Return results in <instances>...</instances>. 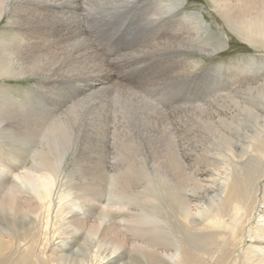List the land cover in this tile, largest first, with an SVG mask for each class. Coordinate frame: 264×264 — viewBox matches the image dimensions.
Instances as JSON below:
<instances>
[{"label": "bare ground", "instance_id": "obj_1", "mask_svg": "<svg viewBox=\"0 0 264 264\" xmlns=\"http://www.w3.org/2000/svg\"><path fill=\"white\" fill-rule=\"evenodd\" d=\"M140 1L142 0H109L107 3H111L112 6L127 8L128 5L133 7ZM209 1L214 3L219 15L241 36L264 47V0ZM76 5L79 6L76 0H0V23L5 18L11 20L10 22L14 24L17 33L0 37V56H4L6 61L11 60L12 55L15 53L44 56L66 52L74 59L100 60L102 62L100 72L103 74H95V77H93L92 72L72 75L46 72L41 64L29 63L28 66L19 67L15 73L18 77L31 75L32 73H42L43 81L38 82L37 87L30 88L29 95H31V99L33 91L46 82L44 79H53L52 77L55 79V76H63L75 78L76 81L82 83L84 80H92V78H99L107 74L108 70L105 68L104 60L94 51L90 42L81 35L77 28V18L73 15V8ZM106 5L107 8L108 4ZM103 11L105 13L106 10ZM156 18L158 20L171 19L170 36L163 43V50L168 53L182 54L186 46H189L185 45L188 38L192 42L196 41L198 30L201 29L199 18L193 14L186 15L185 19L176 20L174 13L168 14L167 9L166 14L158 15ZM190 30L194 31L193 39L190 38V33H192L189 32ZM204 42L205 45L210 44L207 41ZM144 48L146 49V47ZM152 49H154V46ZM148 50L146 51L149 52ZM130 53L128 52V54ZM250 59L253 63L258 62L253 56H250ZM262 62L264 65V61ZM187 64L188 68H192L190 67L192 62L187 61ZM8 65V63L3 65L2 75L10 72V69L7 68ZM188 68L187 70H190ZM87 76L89 78L83 79ZM153 80L155 81V79ZM261 80V83L256 84L255 82L253 87H247L238 94L225 95L226 98L224 97L220 103H217V111L206 110L207 113L202 124L204 131L198 132L194 140L180 138L176 142L170 152L174 158V166L169 169L166 163L155 161L152 167H142L140 169L141 178H138L136 173L123 172L124 169L117 163V158L113 159V167L111 165L110 167L108 164L109 154L106 151L102 157L103 163L101 162L100 168L96 170L100 172L102 179L108 178L109 190L115 196L116 201L120 203L118 208H111L109 204L104 205L102 204L104 198L87 193V189L80 180L71 178L67 170L68 161L74 158V153L71 151L74 137H76L74 127L82 121L84 111H86L90 101H78L72 107H68L66 111L80 113V117L72 115L68 119L62 117L66 111L62 115H55L58 114V111H48L39 109V107L16 104L18 108L23 110L28 109L54 114L55 116L39 130L40 141L45 142V147L38 145V147H41L39 150H36L38 147L32 150L33 157L31 159L34 165L31 168L17 172L0 169V209L5 213L0 215V264L192 263L190 262L194 254L192 250H189L188 254V251L183 248L184 246L182 247L178 243H171L169 248L164 246L162 249H157L156 245L160 244L161 237L150 239L156 246L152 247L148 244H143V246L129 243L128 241L132 238L130 237L127 241L121 233L119 223L127 215L135 216L134 211L139 212L138 216L133 217L135 223L153 222L155 220L154 215L150 216L147 209L160 212L159 208L154 206L157 200L167 202L166 204L161 203L166 208L178 210L180 217L175 218H179L180 221L177 226L178 228L181 226L184 231L186 229L190 230V233H200V235L205 233V235L209 234L210 236L211 233L206 232L211 231V228L216 230L223 226L226 229L229 227L227 234H232L231 240H227L225 237L226 239L215 245L220 253L219 258L215 259L216 252L208 255L207 252L201 250V254L203 253V256L209 258L210 262L213 261L214 264H225L224 260L226 259L222 257V254H225L228 258L230 257V252H226V249L223 250L224 245L228 244V251H234L243 239L251 241L252 238H263L264 240V219H261L262 217H258L255 221L252 220L253 222L248 221V219L247 222H243L245 217H242L243 214L229 216V219H227V213L224 209L225 203L237 208L238 190H241L244 186L236 179V168L239 166V169H241L242 167L244 171L243 161L249 156L250 150L263 154L262 163L259 159L258 162L259 166L261 165V170H263L262 177H264V79ZM77 86L78 89L83 88ZM94 87L101 88L102 82L95 83ZM44 94L49 95L48 93ZM42 97L41 99L45 101L49 100L45 99V96ZM36 103L38 101L34 102L35 105ZM118 107L120 109H114V113H112V133L116 131L118 117H124V113H120V111L126 109L122 105H118ZM65 108H67V104L62 110ZM197 108L195 106L186 111L180 109L177 114H171L170 110L166 112L171 118L173 116H185L190 112L186 115V118L192 121L194 112L191 111H203V109ZM130 111H134V113L140 111L138 113L140 125H144V121L148 119V113H144L142 109H130ZM243 113L250 115V120H247ZM175 126L181 128L179 124L175 123ZM6 129L7 125L0 121V133ZM22 130H26L24 136L31 142L29 128ZM21 131L16 130V133L19 134ZM8 132L9 135H12L14 130H8ZM198 172L204 173V176L209 174V178L216 175L219 181L220 178L223 180L216 187L214 184L210 186L211 184H205L202 182V178L196 176ZM252 177L256 176L252 175ZM218 179L216 180L218 181ZM90 181L93 183H96L95 181L99 182L97 179ZM242 181H245V179L242 178ZM253 184H251L252 189L255 186ZM103 188L105 187L103 186ZM252 189L251 191H255ZM125 204L126 215L124 214L125 216L121 217L123 213L119 214L118 210ZM192 208H195V212L192 211ZM240 212L242 213V210ZM156 214L158 215V213ZM117 216L120 217V220L117 219ZM129 217L125 220H129ZM130 222L132 221L130 220ZM243 225H248V232L245 235L239 230ZM123 227H125V224ZM224 227L222 229H225ZM194 236L196 235L194 234ZM219 246L221 247L219 248ZM259 247L256 248L255 245L251 250L248 248L242 250L243 260L245 259L247 264H264L263 245ZM131 249L132 253H130ZM134 250L135 253H133ZM13 257L15 258L10 259ZM194 261L193 263H195ZM196 263L199 264V260Z\"/></svg>", "mask_w": 264, "mask_h": 264}, {"label": "rangeland", "instance_id": "obj_2", "mask_svg": "<svg viewBox=\"0 0 264 264\" xmlns=\"http://www.w3.org/2000/svg\"><path fill=\"white\" fill-rule=\"evenodd\" d=\"M80 1L76 0L79 6L76 5L73 8V15L77 18V28L81 35L90 42L94 51L104 60L105 68L108 70L107 74L99 78H92V80H84L82 83L76 81L75 78L63 76V78L55 76V79L54 77H52L53 79H44L46 82L33 91L31 99V95H29L30 88L37 87L38 82L43 81L42 73H32L31 75L18 77L15 73L19 67L28 66L29 63L41 64L46 72L59 75L92 72L93 77H95V74L102 73L100 72L102 62L100 60L74 59L66 52L44 56L15 53L9 61H6L4 56H0V121L7 125V129L0 133V169L17 172L31 168L34 165L31 159L33 157L32 150L36 149L38 145L45 147V142L40 141V128L46 126L53 116L62 115L74 103L90 101L86 111H84L82 121L74 127L76 137H74V143L71 147L74 158L68 161L67 170L71 178L80 180L87 189V193L96 194L97 197L101 196V198H104L102 199V204H109L110 206H108L111 208H118L120 203L116 201L115 196L109 190L108 178L102 179L100 172L96 170L103 163L102 157L104 153L107 151L109 154V166L113 167V159L117 158V163L124 169L123 172L136 173L138 178H141L140 169L142 167H152L155 161L166 163L168 169L173 167L174 158L170 154L172 148L180 138L194 140L198 132L204 131L202 124L207 113L206 110L217 111V103H220L225 95L238 94L247 87H253L255 82L257 84L261 83V79L263 81L264 65L262 61H264V47L257 43L254 44V42H250L241 36L236 29L231 27L219 15L214 3L209 0H179L180 2L178 0H142L138 4L133 5V7L128 5L127 8L112 6L111 3H107L109 0ZM82 2L83 4H81ZM103 3L108 4V9L106 8L107 5ZM81 7L83 8L82 10ZM112 8L114 9L112 10ZM110 9L113 12L109 11ZM167 9L168 14L174 13L176 20L185 19L186 15L190 14L196 15L200 20L199 26L201 29L198 30L196 41L192 42L188 38L185 45L189 46H186L187 49L185 48L180 55H177L176 52L174 54L163 50V43L170 36L169 31L172 23L169 18L158 20L156 17L166 14ZM103 10H106L105 13ZM10 21L5 18L0 23V37L17 34L14 24ZM189 32H192L190 33L191 36H189L193 39L194 31L190 30ZM204 41L210 44L205 45ZM153 46L154 49H152ZM208 46L210 47L208 48ZM128 52H131V55ZM250 56H253L258 62L253 63ZM187 61L192 62L190 64L192 68L187 67ZM7 63L9 64L7 68L10 69V72L2 75L3 65ZM187 68L190 70H187ZM88 76L83 77V79L89 78ZM99 82H102V87L95 88V83ZM77 85L83 88L78 89L76 88L78 87ZM44 93L49 95L46 96ZM42 96L49 100L41 99L43 98ZM37 101L39 104L36 103L35 105L34 102ZM21 102L23 103L21 104ZM16 104L39 107V109L48 111H58V114H46L28 109L23 110L18 108ZM66 104L67 108L62 110ZM118 105H122L126 109L120 111V113H124V117H118L116 131L112 133V113H114V109H120ZM195 106L198 107L197 109H203V111H191L194 112L192 121L186 118V115L190 112L185 116H173V118L169 117L166 112L170 110L171 114H177L180 109L186 111ZM7 107L8 109L6 110ZM130 109H142L144 113H148V119L144 121V125H140V117H138L140 111L134 113ZM243 114L247 120L250 118V115ZM72 115L80 117V113H70V111H66L62 117L68 119ZM175 123L181 125V128L176 127ZM25 128L30 130L31 142L24 136L26 130L22 129ZM8 130H14V133L9 135ZM16 130L22 131L17 134ZM40 148L38 147L36 150ZM248 155L243 161L244 171L242 167L241 169H239V166L236 168V179L244 186L241 190H238L237 208L231 204H224L227 219H229V216L232 217L237 214L239 216L243 214L242 217H246L243 218V222H247V219L248 221H255L258 217L264 219V177H262L263 170H261V165L259 166L258 162L259 159L260 163H262L263 154L250 150ZM259 157H262V159ZM252 175L256 177H252ZM196 176L200 179L202 178L201 180L205 184H211L210 186L214 184L215 187L223 180L220 178L219 181L216 175L209 178V174L204 176L202 172L196 173ZM242 178L245 181H242ZM96 179L99 182L95 181L96 183H93L90 181ZM215 180L216 182H214ZM251 184L255 185L253 188L255 191H251ZM248 197L250 198L248 199ZM161 203L166 204L167 202L157 200L154 203V206L159 208L160 212L152 208V210L147 209L149 211L148 214L150 216L154 215L155 218L153 222L149 221V223L139 224L133 221V217L138 216V211H134L135 216H125L124 206L126 204L121 208L123 210H118L119 214L123 213L121 217L125 216L119 226L126 240L128 241L131 237L132 239L128 241L129 243L148 244L152 245V247L157 246V249H162L164 246L169 248L171 243H178L182 247L184 246L183 248L188 251V254L189 250L194 253L192 261H190L192 263L187 264H197L198 260L199 264H214L213 261L210 262L209 258L203 256V253L201 254V250L207 252L208 255L216 252L215 259L219 258L220 253L215 245L226 238L231 240L232 234H227L229 227L226 229L223 226L225 229L221 227L216 230L211 228V231L208 230L206 232L211 233V237L209 234L205 235V233L200 235V233H190V230L185 229L184 231L181 226L179 228L177 226L180 221L179 218H175L180 217L178 210L166 208ZM115 204L117 205L116 207ZM194 210L195 208H192L193 212H195ZM241 210L242 213L240 212ZM4 214V211L0 209V215ZM127 217H129V220H125ZM117 219L120 220V217L117 216ZM130 220L133 222V224L130 222L131 225L129 223ZM124 224L125 227H123ZM239 230L244 235L247 234L248 225H243ZM156 237H161V242L155 246L151 240ZM250 245L252 247H249ZM255 245L256 248L263 245L262 249H264L263 238H252L251 241L243 239L234 251H228V244L224 245L223 250L226 249V252H230L229 258L222 254V257L226 259L224 263L247 264L245 259L243 260L242 250L245 248L251 250ZM130 253H132V249ZM133 253H135V250Z\"/></svg>", "mask_w": 264, "mask_h": 264}]
</instances>
